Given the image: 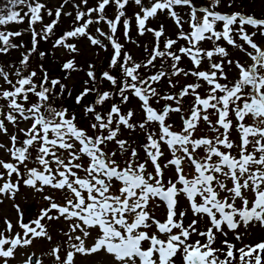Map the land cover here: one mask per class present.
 Returning a JSON list of instances; mask_svg holds the SVG:
<instances>
[{
  "label": "snow or ice",
  "instance_id": "snow-or-ice-1",
  "mask_svg": "<svg viewBox=\"0 0 264 264\" xmlns=\"http://www.w3.org/2000/svg\"><path fill=\"white\" fill-rule=\"evenodd\" d=\"M9 2L8 11L0 13V25L23 23L27 17L32 41L30 49L21 54L19 66L13 65L9 71L0 67V79L8 86L0 85V100L5 102L0 106V133L7 134V121L24 137L18 143L16 134L10 136L11 147L6 151L14 163L0 159V168L5 170L0 172V195L14 199L21 182L38 193L50 187L65 195L63 204L44 195L48 207L30 223L23 221L19 205H15L23 234H13L12 223L4 221L5 228L0 230L2 264H9L18 247L30 246L37 237L51 240L41 221L61 217L75 222L69 223L68 231L63 233L70 248L64 258L59 245L48 253L55 264H73L76 254L91 255L101 250L111 258L107 264H264V239L239 248L228 240L231 232L240 242L254 222L264 227V42L256 40L264 38V18L238 11L218 12L215 9L221 0H208L207 6L199 8L193 0H148L147 5L144 0H133L139 8L135 13L139 34L147 31L154 36L153 47L145 48L146 57L137 62L127 52L122 55L124 46L116 39L129 0H98L97 6L87 11L73 4L74 27L53 47H63L69 55L77 53L76 45L68 41L81 36L92 45L106 47L88 31L90 25L103 22L109 31L97 27L96 33L113 48L110 67L119 64L122 73L119 81L109 71L97 79L95 66H88V79L75 103L81 105L86 96L94 95L93 102L83 105L85 115L91 116L89 133L79 126L75 114L56 102L64 96L67 85L50 78L42 64L39 74L30 70L37 38H49L70 0H63L55 10V19L43 24L40 31L34 26L43 23L42 10L52 16L51 9L40 0ZM81 3L86 5L88 0ZM110 3L116 7L112 19L105 15ZM20 5L27 8L23 16L13 10ZM177 7L189 9L187 20L176 11ZM165 10L177 28L176 39L165 37L163 26L159 30L146 27L150 18ZM92 13L97 14L95 19ZM123 25L127 38V18ZM21 35L19 31H0V54L22 47L12 42L13 37ZM161 37H165L162 47ZM181 40L185 43L174 47ZM205 41L211 47H204ZM220 41L242 53L241 58H231ZM183 57L191 61V69L180 66ZM61 70L67 79L79 69L73 59H68ZM189 77L193 79L189 81ZM101 80L108 81L114 90H104ZM165 80L168 91L162 92L157 86ZM126 93L140 101V122L133 119V110L122 111L121 105L129 101ZM30 96L36 98L34 102H30ZM152 101L160 107H154ZM171 114L179 117L178 129L169 123ZM22 122L30 123L21 128ZM201 124L207 132L197 137ZM137 128L145 138V143L139 145L144 152L143 162L137 147L121 138L124 131ZM233 131L236 140L231 138ZM110 144L115 149H110ZM0 148L5 145L0 143ZM181 197L187 207L178 211ZM161 207L164 212L158 217ZM53 210L56 216L50 215ZM189 211L192 218L185 225ZM241 227L244 232L237 231ZM90 230L96 236L85 247ZM217 233L224 237L221 248L212 247ZM193 235L202 239L192 240ZM34 256L29 254L24 264H42Z\"/></svg>",
  "mask_w": 264,
  "mask_h": 264
},
{
  "label": "rangeland",
  "instance_id": "rangeland-1",
  "mask_svg": "<svg viewBox=\"0 0 264 264\" xmlns=\"http://www.w3.org/2000/svg\"><path fill=\"white\" fill-rule=\"evenodd\" d=\"M90 0H88L89 2ZM63 0H53L52 2H45L46 7H49L48 9L52 8H58ZM98 3V0H92L90 2V5L93 7H96ZM202 4L204 6L208 5V0H196V4ZM229 3H231V7H229ZM73 4H79L80 6L83 5L81 3V0H70L69 3L65 4L63 13H69L71 12L72 15L76 14L75 8L73 7ZM216 11H221V12H243L245 14H251L255 15L257 18H264V0H221L220 5L215 9ZM43 14V13H42ZM95 14H92V17H95ZM97 28V27H95ZM93 28L92 32L89 31V33L96 38L99 39L98 33H96V29ZM40 30V27H38ZM72 30V28H69V31ZM173 32L168 31V33H176L177 28L175 26H172L170 29ZM186 30V29H185ZM136 31V30H135ZM248 31V30H247ZM105 32V30H104ZM107 32V31H106ZM250 32V31H249ZM261 38V37H260ZM138 39V37H137ZM139 40V39H138ZM103 44L106 43V41L101 40ZM127 41V38L124 39L122 44H125ZM132 42V39H130ZM258 43L264 42V38H261V40H257ZM89 43V41H87ZM107 44V43H106ZM138 44H142L141 40H139ZM184 44V43H183ZM96 47H100L97 45ZM207 47H211L210 42H207ZM79 52H83L85 54L83 56V59L79 58V60L73 59L76 64L78 71H73V74L69 77L67 80V91L71 92V96L67 95V91L65 92L64 96L59 97L57 99V104H62L64 107L68 109L70 112L71 106L74 107L76 104L75 103V97L83 90L85 87L84 81L88 79L86 72L88 71V66L94 65L95 67L97 66L96 63V57L97 55H101V58L99 59L100 61L105 62V65L102 64V73L104 71H109L112 75L116 76L117 80L122 79V73L120 72V76L115 74V71H117L119 68V64L116 67H110V56L112 54H107L106 56L103 54V51L100 50V48H91L88 46H84L82 48L78 49ZM12 52V57H15L16 52L11 50ZM128 53L131 55V53L128 51ZM65 54V51L63 49L59 50L57 53V56L62 57ZM234 55V56H233ZM96 56V57H95ZM236 56H242V53H240L237 49H235L234 54H230V57L233 59H236ZM77 58V57H76ZM186 59V57H183ZM241 58V57H240ZM9 66V64H7ZM181 67L187 68V63L186 64H180ZM30 70H37L39 74V67L37 63L31 61L30 62ZM95 70V68H94ZM5 71H9V69H5ZM225 71L228 72L227 66L225 67ZM231 78V73H229ZM52 78H55L54 76H51ZM65 77V76H64ZM61 79V81H63ZM164 82H167L166 80ZM185 81L183 79L180 80V83L183 84ZM110 84V83H109ZM0 85H3V87L7 88L8 86L4 84L3 80L0 79ZM108 91H113V87L110 84L108 86ZM163 92V91H162ZM167 92V91H166ZM129 95V101L125 105H121L122 111L126 112L127 110L131 109L135 113L133 119L137 122H140L142 119V113L140 110V101L133 97L130 93H126ZM113 99H115L117 102H119V97L114 96ZM1 106L4 105V101H0ZM189 98H185V103L188 104ZM73 103V105L70 106L69 104ZM153 105L157 108L160 107V105H156L154 101H152ZM87 104V103H86ZM161 104H163V101H161ZM83 106V105H81ZM186 106V105H185ZM81 114V111L79 112ZM85 120V118L80 117L77 122L80 126V124ZM176 128H179V117L176 114H171L170 120ZM28 123L30 122H22L19 124V127L21 128H26L28 126ZM5 125L8 129L7 134L0 133V143H3L5 145V148H0V159L4 160L5 162H13L10 154L6 151L7 148L11 147L10 143V136L13 134H16L18 139L20 137V133L17 131V128L13 126L12 124L8 123L5 121ZM153 128H155V125H153ZM207 130H205V133ZM197 134V133H196ZM204 134V133H203ZM141 135L140 130L137 128L135 131H132L130 134H127L125 131L123 132V136L121 138L127 139L129 143L133 147H137V151L139 153V157L141 158V162H143L144 158V152L140 149L139 145H142L145 143V140H139L136 137ZM208 135H211V133H208ZM24 137L21 135L22 140ZM231 138L236 140L237 139V134L235 131L231 133ZM238 142V141H237ZM19 143V140H18ZM114 144H110L109 148L110 149H115ZM29 167H32L33 165L31 163L28 164ZM21 170L23 171V166H21ZM149 171H151V166L149 165ZM5 170L3 168H0V172H4ZM17 177L15 174L12 176L13 182H15ZM44 195H51L53 197V201L59 204L64 203V192L61 190L57 189H52L50 187H45L44 193H38L34 189L29 188L25 186L22 182L20 184V190L16 194L14 199L5 197L3 195H0V230H4L5 224L4 221L8 220L12 223L13 225V234L16 232H20L23 234V230L19 227L18 220L22 218L25 223H30L33 219H35L39 213L40 210L43 208L48 207L49 202L45 201L43 199ZM179 203L177 206L178 211L180 209H184L187 207L186 201L181 197L178 198ZM239 203V201H238ZM15 205H19L20 209V214H18L17 209ZM164 208L161 207L160 209L157 210V216L161 217L163 215ZM50 215L56 216L57 212L53 210ZM192 214L189 211L185 217L184 223L187 225V223L191 220ZM75 222V221H72ZM69 221H65L63 217L60 219H53V220H48L45 218L44 220L41 221L42 224L45 225L48 235L51 236V240H48L47 237H37L33 239V242L30 246L27 247H18L15 252V258L9 260V264H24V261L27 259L28 255L31 253H35V256L33 259L39 258L42 261V264H55L54 258L48 253L51 252L52 248L59 245L61 247V252L60 255L62 259L65 256V253L70 250L69 244L66 243L67 237L63 234L64 232H67L69 229V223H72ZM34 226V225H33ZM198 227H203V225H197ZM237 231L244 232L245 230L243 227L240 229H237ZM250 233V234H248ZM248 233H246L244 236H242V239L240 242L236 241L234 236L232 235L231 232H229L228 235V240L235 244L237 248L243 246V244H249V243H256L259 242L260 240L264 239V227H261L258 223L254 222L253 224L249 225L248 228ZM80 233L77 232L76 235H79ZM7 235V233H6ZM96 236V232L93 230H90V236L85 240V247H89L92 242L93 238ZM192 240L196 239H202L198 236L193 235L191 237ZM224 239V237L220 236L218 233L216 234V241L212 245L213 248H221L222 244L221 241ZM75 242V241H72ZM7 247V246H5ZM217 255L220 256V259H223V255L220 253H217ZM111 258L103 251L101 250L100 252L93 253L91 255H85V254H76L74 256L73 264H107V262ZM0 264H2V261H0Z\"/></svg>",
  "mask_w": 264,
  "mask_h": 264
},
{
  "label": "trees",
  "instance_id": "trees-1",
  "mask_svg": "<svg viewBox=\"0 0 264 264\" xmlns=\"http://www.w3.org/2000/svg\"><path fill=\"white\" fill-rule=\"evenodd\" d=\"M53 0H40V2L44 3L45 2H52ZM92 0H90L86 5L83 4L82 6H80V10L82 11H87L88 8H92V6L90 5V2ZM144 3L147 5L148 0H144ZM193 4L196 7H201L204 6L202 4H196V0H193ZM11 7L9 0H0V13H6L8 11V9ZM49 8V7H47ZM53 12L52 16H48L46 14L45 11L42 10V16H43V23H38L36 24L34 27L36 28L37 31L38 27L43 26V24H48L50 23L53 19H55V10L57 8H50ZM13 10L15 11H20L21 12V16L24 15V12H27V8L24 7L23 5L17 6L15 7ZM64 10V8H63ZM62 10V14L59 18V22L57 23L56 27L53 30V33L49 36V38L45 41L43 39H38V44H37V51L32 53L31 57H30V62L33 61L35 63H37L38 67L39 65H43L44 69L48 72L50 78H52L51 76H54L55 78L58 79H63L62 83H64L65 85L67 84V80L69 79V77L73 74V72L71 73V75L65 79V73L61 70V66L64 62H66L68 59H75V60H79V58L83 59V56L85 54H83V52H78L77 53H72L71 55H69V53L63 48H54L53 44L55 43V41L60 38L64 33H66L67 31H69V28H73L74 27V18H75V14L69 16V15H64ZM125 17L121 18V23L117 28V32H116V39L118 40L119 43L122 44V42L124 41L125 37V28L123 25V20L125 18L128 19L129 21V29L127 32V41L125 44H122L124 47L122 49V55L124 52L128 51L131 53V55L133 56V58L137 61V62H141L145 57H146V53H145V48H148L149 50H151V48L153 47V43H154V36L151 32H145L144 35H140L137 29V25H136V20H135V13L139 11L138 6H136L133 2V0H129L128 5H126L125 9ZM176 11L185 19L187 20V14L189 9L187 7L184 8H180L177 7ZM76 12V9H75ZM221 12V11H218ZM223 13V12H222ZM95 14V13H92ZM97 15V14H96ZM105 15L112 19L115 17L116 15V7L114 4H109L108 6H106L105 8ZM198 15H201L198 13ZM88 17H85V19H87ZM93 19L96 18L92 17ZM82 23V21H81ZM163 26L164 29V33H165V37H169L172 39H176V33H168V31L173 32L172 30H170L172 28V26H175L173 20L168 16L167 11L165 10L164 12H158L157 15L154 18H150L149 21L147 22L146 27H150L156 30H159L160 27ZM95 27H100L102 29V31L105 30V32L109 31L107 24L101 22L100 24H93L90 25L88 28V31L93 30V28ZM176 27V26H175ZM184 28L187 30L188 29V25L185 24ZM96 29V28H95ZM136 30V31H135ZM168 30V31H167ZM0 31H5V32H16L19 31L22 33L21 36L19 37H13L12 38V42L13 43H18L20 45H22V47L20 48H15V49H11L13 51L16 52L15 57H12V52H8L7 54H0V67H3L4 69H11V67L13 65L19 66L18 65V61L21 58V54L24 53L26 50L30 49L31 47V41H32V34H31V30L29 27H27V17L24 18V22L23 23H16V22H11L7 25H0ZM248 31H252L251 27L249 28ZM141 40L142 44H138L139 40ZM165 37H161V47L163 46V41ZM100 40L106 41V43L104 44L106 47H96L97 45H92L90 42L87 43L88 38L86 36H81V37H77V38H73L71 39L70 43H74L77 47V49L84 47L85 45L91 48H100V50L103 51V54L106 56L107 54H113V48L111 46V44L104 38V37H100ZM130 39H132V42L130 41ZM261 40L260 37H256V40ZM183 43H185L184 41H179L177 46L174 47H178L179 45H183ZM221 44V46H224L228 49L230 54H234L235 53V48H232L231 46L227 45L226 42L224 41H220L219 42ZM203 46L207 47V41L203 42ZM60 49H63L65 51V54L62 57L57 56V53ZM40 52L45 53V55L43 57H41L39 55ZM110 59H111V55ZM234 56V55H233ZM77 57V58H76ZM96 57V56H95ZM241 56H236V59H240ZM101 58V55H97L96 57V63L97 66L95 67V72L97 75V79H100L101 74H102V64L105 65L104 60L100 61L99 59ZM76 62V61H74ZM159 63V62H157ZM187 63V68L191 69L192 68V64L191 61L186 57L182 59V64H186ZM7 64H9V66H7ZM76 65V64H75ZM206 65V61L202 64L201 66V70L204 69ZM141 72H145L144 69H141ZM116 75L120 76V71L119 69L117 71H115ZM122 76V75H121ZM230 76V74H229ZM193 78L189 77L188 80L191 81ZM109 82L106 80H101V87L104 90L108 89L109 86ZM157 86V85H154ZM159 88V90L166 92L168 91L167 88V82L162 81L160 85L157 86ZM67 91V89H66ZM35 97L30 96V102H34L35 101ZM94 100V95L93 94H89L88 96H86L84 98V100L82 101L81 105H85L86 103H91ZM2 101V100H0ZM73 105V103L69 104V108L70 106ZM75 106L69 109L70 110V114H75L77 117V120L80 117L85 118V120L80 124V127L85 128L89 131V133H91V129L89 128V121L91 119L90 115H85L84 111H83V106L81 105H77L74 104ZM185 105L187 106V104L185 103ZM0 106H1V102H0ZM154 106V105H153ZM155 107V106H154ZM81 111V114H79V112ZM169 123H172L171 121H169ZM173 124V123H172ZM174 129H178L176 128V126L173 124ZM205 130H207L205 128V126L203 124H201V126L197 129L196 131V135L197 137L202 135L203 133H205ZM127 134H130L131 132L129 131H125ZM139 140H145L143 134L141 133V135H139L138 137H136ZM21 139V135L19 137V141ZM23 140V139H22ZM86 158H85V163H86Z\"/></svg>",
  "mask_w": 264,
  "mask_h": 264
}]
</instances>
